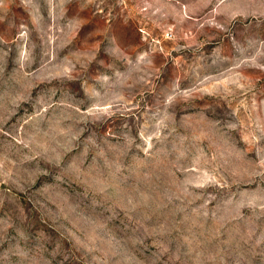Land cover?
<instances>
[{
	"label": "rangeland",
	"instance_id": "1",
	"mask_svg": "<svg viewBox=\"0 0 264 264\" xmlns=\"http://www.w3.org/2000/svg\"><path fill=\"white\" fill-rule=\"evenodd\" d=\"M0 264H264V0H0Z\"/></svg>",
	"mask_w": 264,
	"mask_h": 264
}]
</instances>
